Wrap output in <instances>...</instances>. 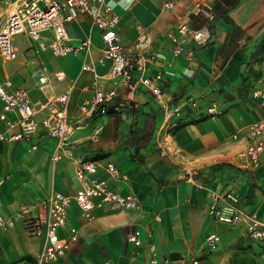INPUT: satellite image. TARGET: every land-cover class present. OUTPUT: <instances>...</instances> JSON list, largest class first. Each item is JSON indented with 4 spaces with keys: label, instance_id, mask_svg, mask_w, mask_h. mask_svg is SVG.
I'll use <instances>...</instances> for the list:
<instances>
[{
    "label": "crops",
    "instance_id": "crops-1",
    "mask_svg": "<svg viewBox=\"0 0 264 264\" xmlns=\"http://www.w3.org/2000/svg\"><path fill=\"white\" fill-rule=\"evenodd\" d=\"M213 1L179 0L166 9V0H110L121 16L125 51L143 57L147 74L162 73L163 93L142 84L133 90L122 84L110 112L91 118L81 113L83 100L94 93L89 85L95 78L82 70L84 54L56 55L28 34L14 36L17 56L0 62V80L9 78L14 86L26 87L38 103L74 84L72 130L70 154L58 161L52 159L57 139L45 136L43 128L31 140L0 141V215L15 220L12 227L0 225V264L38 263L45 237L31 235L18 211L26 205L37 215L39 203L54 191L74 195L81 185L76 175L81 158L115 161L129 177L110 178V185L137 195L142 207L96 208L86 219L73 201L69 223L77 226L80 240L57 264H194L195 259L202 264H264L263 246L243 224L225 223L209 213L214 193L234 190L244 210L264 220V152L256 166L239 154L250 141L246 125L264 115V0H241L229 11L233 22L215 15L211 19L197 7L206 2L212 10ZM13 3L0 0V26ZM183 21L201 29L205 41L188 36L184 50L177 53L167 33ZM67 30L73 44L91 36L88 61L97 66V82L105 90L113 87L111 62H99L101 30H90L83 15L67 23ZM43 36L53 37L52 30ZM41 71L49 78L44 86ZM139 75L135 71L136 78ZM166 105L180 108L168 123ZM213 105L217 113L209 112ZM46 115L42 110L38 117ZM135 121L141 132L152 129L151 139L140 147L128 142ZM159 134L166 155L160 153ZM33 143L39 147L33 149ZM134 230L141 232V245L127 238ZM67 231L62 228V235ZM210 233L220 235L212 250L205 242Z\"/></svg>",
    "mask_w": 264,
    "mask_h": 264
},
{
    "label": "built area",
    "instance_id": "built-area-1",
    "mask_svg": "<svg viewBox=\"0 0 264 264\" xmlns=\"http://www.w3.org/2000/svg\"><path fill=\"white\" fill-rule=\"evenodd\" d=\"M179 0H166L163 8H173ZM197 7L211 19L214 14L208 3H197ZM83 15L90 30L99 29L104 41L103 53L99 62H111V78L114 86L108 90L101 88L97 82L99 73L94 62L88 61L92 50L91 36L83 39L79 44L71 43L67 30V23L77 20ZM121 16L110 0H14L13 7L0 26V62L12 60L17 56L13 46V38L19 33L28 34L40 40L43 49H50L56 55H67L82 52L84 54L83 71H90L95 78L90 83L93 95L83 100L81 113L85 118H91L110 112V105L118 94V88L124 84L131 88L138 85L147 86L153 93L162 94V73L154 75L145 72L143 57H131L125 51L119 32ZM52 30L53 37L45 38L43 32ZM141 36L146 38L144 28ZM174 45V51L179 53L185 48L188 36L199 42H204L201 29L193 28L188 22H181L176 30L167 33ZM135 71H139L136 78ZM45 71L39 74L41 86L48 83ZM74 84L69 88L54 94L44 102L38 103L31 99L29 90L23 86H14L9 78L0 80V141L16 142L31 140L40 129H44L45 136L57 139V146L52 154L55 161L61 160L66 153L70 154L68 135L72 130L69 118V105ZM47 110V115L39 118L38 114ZM180 110L166 105L165 120L168 123L172 116ZM210 113H217L216 105L209 108ZM249 134L248 146L240 151V156L249 159L251 165L260 164V157L264 152V115L246 125ZM99 131L97 130L96 133ZM164 137L159 134L157 144L160 153L167 154ZM37 143L32 148L37 149ZM102 173L105 174L102 175ZM76 175L81 185L74 195L59 191L52 192L38 205V214L33 215L30 208L23 205L18 211V218L22 220L31 235H43L45 246L39 255L37 264H57L60 258L66 256L72 245L80 240L77 226L70 224V208L75 201L80 214L90 219L96 208L109 207L112 209H139L142 207L140 198L135 194H125L110 185V178L126 181L128 174L120 169L113 160L102 162L97 158H81L76 165ZM209 213L216 219L229 224H243L247 234L258 241L264 248V220L254 213L244 210L240 205V198L234 190L216 192L209 206ZM155 219L160 220L159 215ZM15 220L0 215V225L4 228L12 227ZM68 229L67 235H62L61 229ZM139 230L128 233L129 241L141 245L143 240ZM206 246L210 250L217 247L220 235L210 233L205 238ZM151 251L155 252L154 245ZM153 263L157 258L152 259ZM14 264V263H11ZM194 264H202L195 259Z\"/></svg>",
    "mask_w": 264,
    "mask_h": 264
},
{
    "label": "trees",
    "instance_id": "trees-1",
    "mask_svg": "<svg viewBox=\"0 0 264 264\" xmlns=\"http://www.w3.org/2000/svg\"><path fill=\"white\" fill-rule=\"evenodd\" d=\"M241 0H214L212 4V12L215 18H223L228 22H233L230 17L229 11L234 8ZM241 32L238 26L235 27L234 35L238 36ZM137 122H133L131 128V137L128 140L129 143L135 146L145 145L152 136V129L141 132L140 128L136 126Z\"/></svg>",
    "mask_w": 264,
    "mask_h": 264
},
{
    "label": "rangeland",
    "instance_id": "rangeland-1",
    "mask_svg": "<svg viewBox=\"0 0 264 264\" xmlns=\"http://www.w3.org/2000/svg\"><path fill=\"white\" fill-rule=\"evenodd\" d=\"M1 17H3V12H0V18H1ZM3 20H4V19H3ZM22 261H24V260H22Z\"/></svg>",
    "mask_w": 264,
    "mask_h": 264
}]
</instances>
